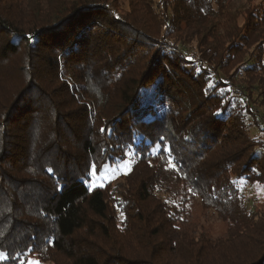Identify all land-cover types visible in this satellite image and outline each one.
<instances>
[{"label": "trees", "instance_id": "trees-1", "mask_svg": "<svg viewBox=\"0 0 264 264\" xmlns=\"http://www.w3.org/2000/svg\"><path fill=\"white\" fill-rule=\"evenodd\" d=\"M226 2L0 0V264H264V0Z\"/></svg>", "mask_w": 264, "mask_h": 264}, {"label": "rangeland", "instance_id": "rangeland-1", "mask_svg": "<svg viewBox=\"0 0 264 264\" xmlns=\"http://www.w3.org/2000/svg\"><path fill=\"white\" fill-rule=\"evenodd\" d=\"M257 2H260V0H227L226 5H228L229 3V7H231L229 11H231L233 10L232 6H234V9H237L243 6H251ZM253 131L258 130L254 127ZM259 136L262 138V140H264V132L259 131ZM131 164V160H128L127 162L117 166L116 168H106L100 176H97L91 182V186H102L109 181L116 182L120 180L122 176L130 170ZM245 189L247 198L250 200L251 204L256 207V210L258 212H264V190L261 188V186H246ZM209 221L210 222H207L206 225L210 227L213 236L219 237L226 232L227 226L223 222L215 220L213 218L209 219ZM29 259L38 260L39 264H42L41 261L34 255H29L27 260Z\"/></svg>", "mask_w": 264, "mask_h": 264}, {"label": "snow or ice", "instance_id": "snow-or-ice-1", "mask_svg": "<svg viewBox=\"0 0 264 264\" xmlns=\"http://www.w3.org/2000/svg\"><path fill=\"white\" fill-rule=\"evenodd\" d=\"M27 39L29 41H31L32 37L29 36ZM219 114L220 113H217V115H219ZM105 131H106L105 129H101V132H105ZM163 140H164V137H160V141L162 142ZM166 151L168 152V161H169V163L172 164V170L181 171V169L178 167V165L173 163L172 149L170 147H167ZM99 163H100L99 161L90 162V165L85 170V176L81 178L82 182H90V181H93L97 177ZM48 171H49V173H52L53 170L48 169ZM4 257H5V253L0 252V258H4ZM22 264H39V261L29 259L26 262L22 261Z\"/></svg>", "mask_w": 264, "mask_h": 264}]
</instances>
